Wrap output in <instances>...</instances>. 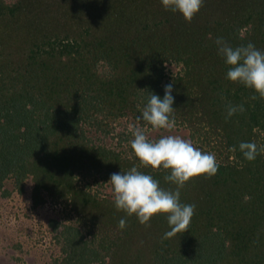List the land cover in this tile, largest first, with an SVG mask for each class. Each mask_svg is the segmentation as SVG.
Returning <instances> with one entry per match:
<instances>
[{
    "label": "trees",
    "instance_id": "obj_1",
    "mask_svg": "<svg viewBox=\"0 0 264 264\" xmlns=\"http://www.w3.org/2000/svg\"><path fill=\"white\" fill-rule=\"evenodd\" d=\"M219 37L264 51V0H204L191 23L161 0H0V186L22 192L30 179L33 208H69L74 222H49L62 252L53 264H264V154L249 162L239 150L264 145V100L226 78ZM169 84L173 129L219 169L181 189L194 216L164 239L165 214L141 225L81 181L139 164L128 127ZM228 104L246 111L226 119ZM138 170L175 190L169 170Z\"/></svg>",
    "mask_w": 264,
    "mask_h": 264
},
{
    "label": "clouds",
    "instance_id": "obj_2",
    "mask_svg": "<svg viewBox=\"0 0 264 264\" xmlns=\"http://www.w3.org/2000/svg\"><path fill=\"white\" fill-rule=\"evenodd\" d=\"M165 10L180 13L184 19L191 23L203 6L204 0H161ZM218 55L228 66L226 78L239 83L258 97L264 100V51L249 42L247 45L233 47L223 37L216 39ZM173 86H165L163 98L151 93L146 104L141 109V116L136 123L130 125L133 139L130 147L139 164L127 172H114L107 182L112 185L115 207L127 216L135 215L141 225L150 226L151 219L159 214L167 216L170 231L164 234V239L175 237L177 234L188 231V226L195 213L194 204L181 203V189L187 182L199 176L214 177L219 169V163L214 153L204 152L195 147L190 140L178 135L162 136L158 140H150L146 135L141 120L153 129L171 130L175 127L173 113L175 98L172 95ZM223 98V97H222ZM246 111L243 104L226 106V119L236 113ZM231 151H236L233 147ZM239 150L249 162L254 161L258 155L264 154V145L258 146L255 142H241ZM152 168L169 170L165 181L174 184L175 190H166L160 182L150 174L138 170L139 168ZM126 220L119 221V228H126Z\"/></svg>",
    "mask_w": 264,
    "mask_h": 264
},
{
    "label": "rangeland",
    "instance_id": "obj_3",
    "mask_svg": "<svg viewBox=\"0 0 264 264\" xmlns=\"http://www.w3.org/2000/svg\"><path fill=\"white\" fill-rule=\"evenodd\" d=\"M178 70L179 67L167 64L169 74H174ZM144 130L151 138L159 134L166 136L174 133L183 138L187 133L186 130L176 128L168 133L165 129ZM107 143L117 145L116 139L112 136L107 139ZM86 182L91 184L94 191L103 190L106 195H113L112 185L100 178L81 181L82 184ZM31 187L30 179L25 181L22 192L14 188L12 179H8L4 186H0V264H53L62 256L61 244L55 238L56 233L49 222L51 219L74 222L75 217L69 208L55 205L50 201L33 208ZM5 191H8V194H5Z\"/></svg>",
    "mask_w": 264,
    "mask_h": 264
}]
</instances>
